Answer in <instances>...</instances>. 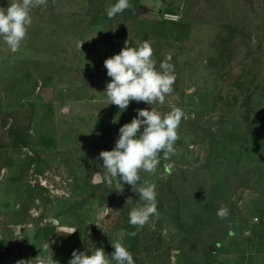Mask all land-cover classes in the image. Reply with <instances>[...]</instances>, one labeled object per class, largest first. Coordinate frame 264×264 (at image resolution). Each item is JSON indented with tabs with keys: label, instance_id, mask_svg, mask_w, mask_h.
Wrapping results in <instances>:
<instances>
[{
	"label": "rangeland",
	"instance_id": "374dc122",
	"mask_svg": "<svg viewBox=\"0 0 264 264\" xmlns=\"http://www.w3.org/2000/svg\"><path fill=\"white\" fill-rule=\"evenodd\" d=\"M116 2L47 0L17 52L0 38V134L11 141L0 145V264L31 260L44 243L69 264L74 250L111 254L117 240L135 264H264V0H129L108 18ZM126 40H147L157 70L171 55L174 91L153 107L186 114L175 154L140 173L158 209L142 228L128 215L139 194L110 186L99 158L152 107L121 112L104 93V61Z\"/></svg>",
	"mask_w": 264,
	"mask_h": 264
},
{
	"label": "clouds",
	"instance_id": "9594fccd",
	"mask_svg": "<svg viewBox=\"0 0 264 264\" xmlns=\"http://www.w3.org/2000/svg\"><path fill=\"white\" fill-rule=\"evenodd\" d=\"M46 3L47 0H10L6 8L0 7V38L11 52H17L27 38L33 22L32 10ZM130 7L129 0H117L106 10L107 16L114 18ZM84 42H81L80 48ZM128 43L126 40V46L118 54L104 61L107 75L111 78L104 93L109 104L118 106L121 112L128 108L131 101L145 102L152 107L151 110L138 109L137 117L119 129L120 135L115 147L110 151H101L99 158L103 161L104 176L110 186L115 181L116 191L122 193L127 184L139 194L143 203L133 207L128 215L131 225L142 228L151 217L158 216V209L156 185L147 179L140 183V173L155 174L160 154L163 153L164 158L175 154L178 128L186 114L177 107L166 113L153 107L155 104L163 105L166 97L174 91L176 75L174 66L169 62L171 55L160 63L157 70L153 59L154 49L147 40L133 47H127ZM112 210L106 207L102 215L106 217ZM228 214L229 209L225 205L217 212L221 219ZM60 231L71 235L77 230L62 228ZM130 235L134 236L135 232ZM111 245L114 249L111 254L106 253L103 247L89 249L91 254L74 250L69 264H135L133 254L120 240ZM39 250L35 258L19 260L17 264H59V261L53 259L49 243H44Z\"/></svg>",
	"mask_w": 264,
	"mask_h": 264
},
{
	"label": "crops",
	"instance_id": "0c3cea01",
	"mask_svg": "<svg viewBox=\"0 0 264 264\" xmlns=\"http://www.w3.org/2000/svg\"><path fill=\"white\" fill-rule=\"evenodd\" d=\"M11 115V120L12 122H14L16 119H19L20 117H22L21 115L25 114V111L24 110H17V111H12L10 113ZM19 124V123H18ZM10 136L9 135H6L4 134L3 132L0 134V145L3 146V147H7V145L10 143Z\"/></svg>",
	"mask_w": 264,
	"mask_h": 264
}]
</instances>
